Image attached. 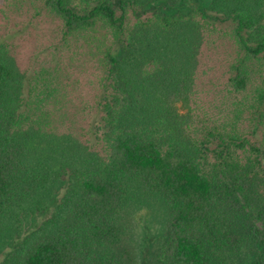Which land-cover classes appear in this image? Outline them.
<instances>
[{"label": "trees", "instance_id": "trees-1", "mask_svg": "<svg viewBox=\"0 0 264 264\" xmlns=\"http://www.w3.org/2000/svg\"><path fill=\"white\" fill-rule=\"evenodd\" d=\"M40 3L56 18L60 40L93 42L87 49L99 63L94 117L76 164L60 160L57 169L48 167L57 155L54 131L43 130L40 115L28 124L34 108L27 104L54 91L37 89L33 80L46 76L34 74L24 100L0 41V214L25 186L51 181L50 173L63 175L67 187L65 215L48 216L52 230L45 235L15 239L1 264H99L89 256L91 242L115 230L112 214L131 186L158 192L167 209L154 264H222L226 257L233 264L245 249L244 264H264V146L255 136L264 87L249 99L248 131L235 122L239 115L205 121L192 90L197 26L218 27L236 47L226 86L245 88L248 64H264V9H253L264 0H251L253 6L248 0ZM30 136L45 142L37 150L43 166L30 167Z\"/></svg>", "mask_w": 264, "mask_h": 264}, {"label": "rangeland", "instance_id": "rangeland-1", "mask_svg": "<svg viewBox=\"0 0 264 264\" xmlns=\"http://www.w3.org/2000/svg\"><path fill=\"white\" fill-rule=\"evenodd\" d=\"M248 2L252 5L251 0ZM257 8L264 9V3L253 6L254 10L259 11ZM58 27L56 18L42 7L40 0H0V41L6 45L5 51L11 63L10 75L19 76L24 100H28L26 89L28 90V82L34 74L46 76V79L39 76V79L33 80L37 89L38 86L45 88L46 91L39 89L43 93L51 92V89L54 91L53 95L39 102L29 97L27 104V107L34 108V115L31 119L28 117L27 123L40 115V121L44 122L43 130L51 128L54 131V135L50 134L53 137L50 140L56 145L57 155L54 164L48 166L53 169L60 166V160H66L71 166L75 165L79 156L86 152L84 149L88 143V127L94 117L93 94L97 90L95 82L99 72L94 52L87 49L93 48V42H85L81 38L62 41L59 39ZM197 28L201 44L194 46L200 53L194 55L196 66L192 90L197 95L198 114L206 117L205 121L210 118L207 121L224 120L223 122L229 116L239 115L234 119L235 122L248 131V102L257 90L264 87V64H248L249 79L245 88L238 92L229 91L225 79L228 64L236 56V47L222 35L218 27ZM141 68H144L142 64L137 67L140 71ZM177 102L176 105L180 106L181 101ZM263 107L259 110L261 119L255 136L264 146ZM238 109L239 112L235 114ZM29 142L32 143L28 153L30 167L35 168L37 163L43 166L44 162L37 150L39 146L45 147V142L31 136ZM58 148L63 154L65 151L67 153L61 156L57 152ZM52 174L55 173H50L51 181L41 180L44 185L40 187L25 186L24 194L6 206L0 214V264L4 252L15 239L31 234L32 237L45 235L52 230L45 221L46 218L65 215L62 203L67 188L64 186L66 181L63 175L52 179ZM139 189L131 186L126 200L118 206L115 215L112 214L115 230L105 236L102 242H91L89 256L94 263L154 264L155 250L161 241L167 220V209L158 192L144 193ZM248 252L245 249L242 253ZM217 253L221 257L220 251ZM242 253L233 255V264H244L246 257L239 256ZM226 258L222 264L231 263Z\"/></svg>", "mask_w": 264, "mask_h": 264}]
</instances>
